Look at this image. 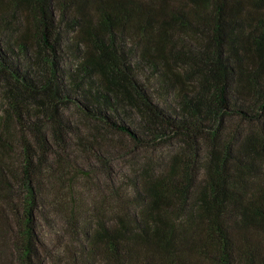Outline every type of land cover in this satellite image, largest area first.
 Instances as JSON below:
<instances>
[{"label": "trees", "instance_id": "1", "mask_svg": "<svg viewBox=\"0 0 264 264\" xmlns=\"http://www.w3.org/2000/svg\"><path fill=\"white\" fill-rule=\"evenodd\" d=\"M42 220L75 264H264V0H0V260Z\"/></svg>", "mask_w": 264, "mask_h": 264}, {"label": "rangeland", "instance_id": "2", "mask_svg": "<svg viewBox=\"0 0 264 264\" xmlns=\"http://www.w3.org/2000/svg\"><path fill=\"white\" fill-rule=\"evenodd\" d=\"M128 160H120L114 163V168L117 171H125L129 169ZM78 190L82 192V197L86 199L88 197V192L83 187H78ZM53 227L48 226L43 220L39 223L38 236L43 246V251L46 254L45 264H75L74 258L75 254L73 252H78L79 244L66 235L62 233L60 228L54 224ZM9 256L12 258L10 261ZM9 256L4 258L5 264H15L14 256L9 252ZM74 256V257H73ZM1 261V260H0ZM0 264H4L3 262Z\"/></svg>", "mask_w": 264, "mask_h": 264}]
</instances>
